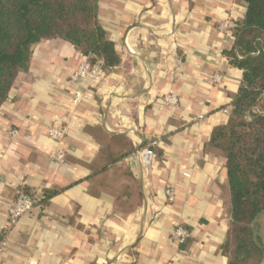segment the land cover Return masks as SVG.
Returning <instances> with one entry per match:
<instances>
[{
  "label": "crops",
  "instance_id": "obj_1",
  "mask_svg": "<svg viewBox=\"0 0 264 264\" xmlns=\"http://www.w3.org/2000/svg\"><path fill=\"white\" fill-rule=\"evenodd\" d=\"M244 12L237 0H99L121 62L92 88L71 80L85 58L70 42L34 46L0 108V264H228L227 169L204 144L227 123L228 92L242 83L225 51ZM77 90L84 99L74 106ZM168 93L178 104L161 108ZM53 124L67 126L63 140L49 135ZM98 125L124 135L132 152L155 141L164 150L149 169L127 156L143 201L126 216L110 195L89 192ZM59 151L64 162L53 158ZM24 192L33 207L7 230ZM179 227L189 233L185 248L173 236Z\"/></svg>",
  "mask_w": 264,
  "mask_h": 264
},
{
  "label": "trees",
  "instance_id": "obj_2",
  "mask_svg": "<svg viewBox=\"0 0 264 264\" xmlns=\"http://www.w3.org/2000/svg\"><path fill=\"white\" fill-rule=\"evenodd\" d=\"M237 2L245 12L235 21L234 44L225 53L243 71L242 83L228 92L233 100L229 119L214 130L204 152L224 159L227 169L222 188L224 208L232 217L223 245L228 264H264V0ZM53 38L67 40L90 63H100L104 76L121 62L100 21L99 0H0V108L18 74L30 68L34 46ZM91 131L100 149L89 164V192L110 195L116 211L126 216L143 201L126 161L133 147L124 135L103 126ZM151 148L156 159H163V148Z\"/></svg>",
  "mask_w": 264,
  "mask_h": 264
},
{
  "label": "built area",
  "instance_id": "obj_3",
  "mask_svg": "<svg viewBox=\"0 0 264 264\" xmlns=\"http://www.w3.org/2000/svg\"><path fill=\"white\" fill-rule=\"evenodd\" d=\"M230 25L231 23L229 21H225L224 23H222V27L224 29L229 28ZM70 77L73 82L85 81L92 88V87H96L102 81V79L104 78V74L102 73L100 63L92 64L88 60L84 59V61H82L76 67V69L73 71ZM221 80H222L221 75L216 74L214 76L213 79L214 82L218 83ZM83 99H84L83 92L77 90L72 99V104L74 106H77L82 102ZM177 104H178V97L174 93H168L163 97V103L161 104V108H164L165 106H175ZM225 112L229 114L230 110L226 108ZM48 133L50 136L58 140H63L67 134V126L59 125V124L50 125L48 129ZM155 144H157V141L151 143V145H155ZM151 145H147L142 149L140 148L134 150L131 155L132 159H134L135 161L137 160V158H139V156H141L143 158L146 169L151 168L156 160V155L153 149L151 148ZM53 158L60 162L65 161V155L63 151H59L53 154ZM166 193L168 195L169 201H173L175 199V190L172 187L169 186L166 189ZM33 203H34L33 199L30 198L27 194L20 193L17 199L15 200L13 206L9 210V222L6 229L8 230L12 228L14 225H16L19 219L25 213L29 212L32 209ZM173 236L179 243H183L189 236V233L184 228L179 227L173 231ZM6 245H7L6 239L0 242V251L3 248H5Z\"/></svg>",
  "mask_w": 264,
  "mask_h": 264
},
{
  "label": "rangeland",
  "instance_id": "obj_4",
  "mask_svg": "<svg viewBox=\"0 0 264 264\" xmlns=\"http://www.w3.org/2000/svg\"><path fill=\"white\" fill-rule=\"evenodd\" d=\"M13 133L15 134V132L13 131Z\"/></svg>",
  "mask_w": 264,
  "mask_h": 264
}]
</instances>
